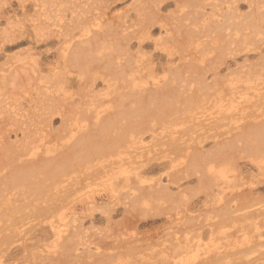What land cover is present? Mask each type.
Segmentation results:
<instances>
[{"label": "rangeland", "instance_id": "obj_1", "mask_svg": "<svg viewBox=\"0 0 264 264\" xmlns=\"http://www.w3.org/2000/svg\"><path fill=\"white\" fill-rule=\"evenodd\" d=\"M262 127L264 0H0V264H264Z\"/></svg>", "mask_w": 264, "mask_h": 264}, {"label": "bare ground", "instance_id": "obj_2", "mask_svg": "<svg viewBox=\"0 0 264 264\" xmlns=\"http://www.w3.org/2000/svg\"><path fill=\"white\" fill-rule=\"evenodd\" d=\"M258 90H259V89H258ZM256 91H257V90H256ZM252 97H253V95H252ZM243 99H244V98H242L241 102L243 101ZM193 100H194V99H193ZM246 101H247V100H246ZM248 101H250V100H248ZM195 102H197V101L195 100ZM241 102H240V103H241ZM243 102H244V101H243ZM157 103H159V102H157ZM176 103H177V102H176ZM192 104H193V103H192ZM237 105H239V104H237ZM190 106H191V105H190ZM194 106L196 107V105H194ZM159 107H160V106H158V108H159ZM162 107H165V106H161V108H162ZM234 108H236V104H235V107H233V109H234ZM238 108H239V106H238ZM235 110H236V109H235ZM237 111H239V109H238ZM159 113H160V111H158V112L156 113V116H157ZM235 113H236V112H235ZM233 115H234V112H233ZM157 118H161V119H163L164 116L159 115V116H157ZM199 118H200V117H199ZM158 120H159V119H158ZM96 121H97V120H96ZM125 126L127 127V125H125ZM235 127H236V126H235ZM237 127H238V126H237ZM262 128H264V127H262ZM260 129H261V128H260ZM125 130H126V128H125ZM253 130H254V129H253ZM258 131H259V132H262V131H264V129H263V130H258ZM242 132H243V131H242ZM242 132H241V134H242ZM259 132H258V133L255 132V133L257 134V136H255V135H256V134H255L254 136H252V138L256 137L257 140H259V139H260V140H261V139L264 140V136H263V135H264V134H263L264 132H262V136H261V137H258ZM253 133H254V132H253ZM241 134H240V136H239V134H238V136L244 138L243 140H246V139H247V138H246L247 135H250V134H247L246 137H244L245 134H244V135L242 134L243 136H242ZM108 135H109V134H108ZM251 135H252V134H251ZM236 136H237V135H236ZM238 136H237V137H238ZM109 137H110V135H109ZM131 137H132V136H131ZM237 137H236V141L239 140V138H237ZM248 137H250V136H248ZM132 138H133V137H132ZM245 138H246V139H245ZM250 138H251V137H250ZM110 139H111V138H110ZM127 139H130V136H129V137H128V136H121L120 138L115 139V140H117V141H115V142L113 141V143H112V144H113L112 146H114V147H113V150H114V152H116V153L113 154L114 156H115V155L120 156L122 153L125 152V151H123V150H119V149H117V148H125V145H123V142H124V141H128ZM111 140H113V139H111ZM253 140H255V139H253ZM263 140H261L260 142H262ZM250 141H251V140H250ZM243 142H244V141H243ZM252 142H253V141H252ZM109 143H110V142H109ZM124 143L126 144L127 142H124ZM231 143H232V144H231ZM231 143H229V145H228V144H227V145H228L229 147H231V146L233 145V142H231ZM235 143H236V142H235ZM246 143H247V141H246ZM246 143H244V145H247V144L250 143V142H248L247 144H246ZM257 143L259 144V141H257ZM263 143H264V142H263ZM85 144H86V143H85ZM92 144H93V143H92ZM98 144H99V143H98ZM110 144H111V143H110ZM230 144H231V145H230ZM122 145H123V146H122ZM224 145H225V144H224ZM227 145H226V146H227ZM248 145L253 146V144H251V143L248 144ZM256 145H257V144H256ZM259 145H260V147H261L262 144H259ZM259 145H258L257 148H259ZM101 146H102V145H101ZM228 146H227V147H228ZM263 146H264V144H263ZM95 147H96V146H95ZM106 147H107V146H106ZM110 147H111V146L107 147V149L110 148ZM234 147H235V146L233 145V148H234ZM247 147H248V146H246V148H247ZM254 147H255V146H254ZM81 148H82V147H81ZM84 148H85V146H84ZM102 148H104V147H102ZM231 148H232V147H231ZM244 148H245V146H244ZM252 148H253V147H250V149H252ZM261 148H262V147H261ZM263 148H264V147H263ZM263 148H262V149H263ZM250 149H248V150H250ZM254 149H255V148H254ZM254 149H253V150H254ZM87 150H88V148H87ZM87 150H86V153H87ZM93 150H94V149H93ZM96 150H97V149H96ZM246 150H247V149H246ZM256 150H257V149H256ZM256 150H255V151H256ZM258 150H260L258 153L263 152V151H261L260 148H259ZM263 150H264V149H263ZM82 151H84V150L82 149L81 152H82ZM91 151H92V150H91ZM100 151H102V150L99 148V153H100ZM92 152H94V151H92ZM97 152H98V150H97ZM97 152L95 151V153H97ZM218 152H219V151H218ZM88 153H89V152H88ZM88 153H87V155H88ZM103 153H108V151H106L105 148H104ZM110 153H112V152H110ZM263 153H264V152H263ZM79 154H80V152H79ZM223 154H224V153H223ZM223 154H222V155H223ZM260 154H261V153H260ZM87 155H86V157H87ZM90 155H91V154H90ZM100 155H102V153L98 155L99 158H100ZM103 155H104V154H103ZM103 155H102V156H103ZM106 155H107V154H105V156H106ZM108 155H111V154H108ZM108 155H107V156H108ZM217 155H220V154L217 153ZM107 156H106V157H107ZM84 157H85V156H84ZM89 157H90V156H89ZM106 157H105V158H106ZM108 157H109V156H108ZM86 159H87V158H86ZM108 159H109V158H108ZM260 159H261V158H260ZM84 162H85V161H84ZM226 163H227V162H226ZM220 164H221V163H220ZM263 166H264V164H263ZM224 167H225V166H224ZM207 168H208L207 171H210L209 173H211V174L214 173L215 169H214L212 166H209V167H207ZM215 168H216V167H215ZM223 169H226V168H223ZM226 170H227V169H226ZM226 170H225V171H226ZM228 171H229V170H228ZM223 173H224V172H223ZM20 174H21V173H20ZM217 174H218V175H220V174H221V175H224V174H222V171H219V173H217ZM20 176H21V175H20ZM29 176H31V175H28V176L26 175V176H24V174H23V175L21 176L23 179H21L20 181L23 180L22 182L24 183V180H25V177H26L25 182H26V181H27V183H28V182H31V180L29 179ZM226 176H227V175H226ZM15 177H16V176H15ZM15 177H14V178H15ZM21 177H19V174H18V178H17V177H16V178H17V180H18V179H20ZM31 177H32V176H31ZM31 177H30V178H31ZM207 177H208V176H207ZM224 177H225V176H224ZM227 177H228V176H227ZM16 178H15V179H16ZM214 178H216V177L214 176ZM220 178L222 179V177H220ZM15 179H14V180H15ZM27 179H29L30 181L27 180ZM32 179H33V178H32ZM224 179H225V178H224ZM228 179H230V177H229ZM222 180H223V179H222ZM226 180H227V179H226ZM226 180H225V181H226ZM20 181H13V180H12L13 183L16 182L15 184L20 183ZM32 181H33V180H32ZM203 181H204V180H203ZM208 181H209V180L207 179V183H208ZM210 181H211V178H210ZM220 181H221V180H220ZM228 181H229V180H228ZM22 182H21L20 184H23ZM37 182H38V181H37ZM205 182H206V181H205ZM27 183H24V184H25V186L27 185L26 188L29 190L30 187H32V186L29 187L30 183H28V184H27ZM24 184H23V185H24ZM31 184H32V183H31ZM38 184H39V183H38ZM40 184H41V183H40ZM209 184H210V183H209ZM214 184H215V183H214ZM222 184H223V183H222ZM222 184H221V185H222ZM227 184H228V183H227ZM203 185H204V184H203ZM205 185H207V184L205 183ZM223 185H224V184H223ZM38 186H40V185H38ZM41 186H42V184H41ZM41 186H40V187H41ZM40 187H39V188H40ZM218 187H220V184H219ZM24 188H25V187H24ZM221 188H222V187H221ZM37 189H38V188H37ZM29 192H30V190H29ZM0 193H1V192H0ZM0 195H1V194H0ZM4 196H5V195H4ZM1 199H2V196H1ZM1 199H0V201L2 202L3 199H2V200H1ZM4 199H5V198H4ZM1 202H0V203H1ZM2 205H3V204H2ZM3 206H4V205H3ZM57 228H58V227H57ZM56 230H57V229H56ZM56 230H55V231H56ZM64 232H65L64 229H62V230H61V229H60V230H57V233H58L59 235H62V233H64ZM55 233H56V232H55ZM55 233H54V234H55ZM57 236H58V235H57ZM59 237H62V236H59ZM213 249H214V248H213ZM219 249H220V248H219ZM223 249L225 250V248H223ZM221 251H222V250H221ZM218 252H219L218 254H221V253H222V252L220 253V251H218ZM215 253H217V252L215 251ZM223 253H224V252H223Z\"/></svg>", "mask_w": 264, "mask_h": 264}]
</instances>
